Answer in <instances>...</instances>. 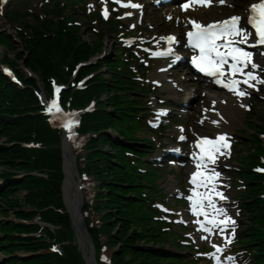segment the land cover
Instances as JSON below:
<instances>
[{"label":"snow or ice","instance_id":"6c2138e0","mask_svg":"<svg viewBox=\"0 0 264 264\" xmlns=\"http://www.w3.org/2000/svg\"><path fill=\"white\" fill-rule=\"evenodd\" d=\"M4 2H6V0H0V4ZM104 2V16L107 19L108 11L106 0H104ZM114 2L121 3V0H114ZM189 2L196 3L200 6H209L214 0H189ZM224 2L225 0H219V3ZM121 6L129 8L142 7L135 3H121ZM188 7L189 3H185L184 9L187 10ZM246 11L248 12L246 18L231 16L226 20L216 21L207 25H202L196 21H189L195 30L187 32L189 46L194 50L198 49L199 52L198 55L192 58L193 65L199 71L216 77V83H223L224 87L231 91H235L240 96L246 95L245 91L238 88L240 83L247 84L249 87H255V84L251 83L252 81L264 84V79H260L252 71L259 67L252 60V52L239 46L249 43V37L253 38L255 45L264 46V0H258V2L250 4ZM169 19H171V17H169ZM241 21H243V23H241ZM244 24L250 25L251 29L254 31H249L248 28L244 27ZM162 39H165L169 45L176 42L175 37H164ZM171 54V47H169L167 51L153 53L155 56H166ZM225 65H228L227 71L229 73L227 82L221 79L225 76ZM249 65L252 70L244 71ZM5 71L7 72L8 70L5 69ZM237 74L243 76L244 79L242 81L235 79L234 77ZM57 91L59 90L57 89ZM46 111L52 116L60 115L62 117L61 126L68 131L69 139H72V128L78 123V121L73 118L75 114H63L56 99H53L51 103L46 106ZM180 139L183 140L185 137L181 136ZM222 140H224L223 136L217 137L215 141L202 138L200 144L197 145V147L200 148L198 158L194 157V159H197V172L192 174L190 182L194 187L192 189V195L187 197V199L191 202V211L193 215L198 218L200 216L204 217L203 221L200 219L195 221L199 225L198 231L208 234L207 236H202V239H207L208 236L216 233L223 235L228 226L230 224L234 225L235 223L223 209L217 208L213 201V195L218 196L220 199H225L223 193L216 191L214 184L215 179L218 178L220 174L216 172L214 175L205 176L204 172L199 171L202 167L206 169L207 164L215 163L216 153L219 151L217 142ZM222 147L227 148L228 145L225 143ZM257 171H264V169H257ZM198 176L201 177L200 180L197 179ZM209 184L212 185L211 188H208ZM201 186L206 189L204 193L197 192L196 190ZM205 201L207 202L206 205ZM158 207L161 206L158 205ZM206 208L212 209L211 215L206 211ZM163 210L168 211L167 209ZM225 240L227 243L231 242L227 236ZM212 246L215 252L207 255L210 259L215 261V264H222L219 253L222 252L223 249L216 244ZM227 260L234 264L233 257H228Z\"/></svg>","mask_w":264,"mask_h":264},{"label":"trees","instance_id":"16d2710c","mask_svg":"<svg viewBox=\"0 0 264 264\" xmlns=\"http://www.w3.org/2000/svg\"><path fill=\"white\" fill-rule=\"evenodd\" d=\"M88 99L89 97L86 98V100ZM100 124L106 126L104 121H101ZM96 125L97 124L92 125L95 126L93 129L96 132L102 130L101 125ZM100 138H102V136H100ZM104 140L109 141L107 140V138H104ZM92 146L93 149H95L93 151V154L91 155V158L94 160V175L99 182L102 196H104L105 198V200L103 201V209L106 212V216L104 217V230L109 243L114 245H120V253H116L111 257L110 264H159L158 255L161 254L160 251L145 250L146 252H144L139 249L141 248L139 244L143 240L142 236H140L141 231L138 230L140 229L139 225L137 224L138 220L131 211L123 207L119 197V194L122 191L116 186L121 185L124 182L122 181V178L119 175L121 174V170L113 167V158L111 156L105 153H103V156L101 153L97 152V150L99 149L97 143L92 142ZM11 154V156L3 158V163L6 166H14L17 164L16 160L18 159L19 154L17 153V151H13L11 152ZM43 159H48V157L44 156ZM48 162L51 163L49 165V167L51 168H54L55 165H57L58 163L55 155L42 163L44 165ZM40 186L41 190H34L35 187L33 184H26L25 182L22 184L21 188H24L25 190L27 189L28 191L27 195H24V197L29 204H31L32 202L33 205L36 206L37 204H41L40 197H51L53 190L52 184L48 181L47 183L41 184ZM9 203L11 205H18L15 199L9 200ZM18 213L21 215V217H28V215L23 216L24 213L22 211H19ZM133 223L136 224V227L138 229L133 228L131 226V224ZM115 229H117L118 232L112 234V231H114ZM132 231L136 232L132 234ZM16 240H18V238ZM18 241H21L23 243L28 244V246H31L29 245L28 240L25 238H21V240ZM45 246V242H37L35 246L33 245V247L35 248H43ZM33 247H30L31 249H29L33 251ZM129 256L132 257V260L128 261L127 258H129ZM57 261L63 263V261L60 259H58ZM20 263L39 264L38 257L34 255L24 261H20Z\"/></svg>","mask_w":264,"mask_h":264},{"label":"rangeland","instance_id":"374dc122","mask_svg":"<svg viewBox=\"0 0 264 264\" xmlns=\"http://www.w3.org/2000/svg\"><path fill=\"white\" fill-rule=\"evenodd\" d=\"M41 1L42 0H29V4L26 5L25 7H23V9L21 10L20 13L23 14L24 16L27 15V14H32V15L37 16L39 19L44 18L45 8H44L43 5H41L42 4ZM76 1H80V0H76ZM55 2H56V0H48V2H46V3H48L47 5H51L52 6ZM10 3L13 4L14 6H18V5H22L23 4V0H11V1H9V3L7 2V4L5 6H3V12H2V14H0V18H4L6 20L8 19V11H9L8 5H10ZM51 6H48V8L50 9ZM75 11L78 12V14H82L81 12H79L78 7L75 8ZM78 14L77 15H74V16L76 17L78 23L80 24V28L82 30V34L84 36V40H86L88 42H92L94 44L96 41L99 40V38L97 36V33H96V29H94V28H96V26L88 23L84 17H79ZM22 22L23 21H17V22L10 21V24H11L12 27L14 26V28H17V27L24 28V25L22 24ZM26 22H35V17L34 16H31L29 19H26ZM98 28H100V26ZM102 31L104 32L102 34V36L105 38V40H104L105 41V45H104V56H103L102 62L105 61V63L111 64V63H114V58H115V55L111 52V46H112L111 39L113 38V36H112L111 31H109V29H106L105 28V29H102ZM102 71H103V74L106 76L105 78H110L111 77V74L107 70L106 67L103 66ZM196 101H197V99H195L194 102H196ZM252 122L253 123H256V122H261L262 123L263 122L264 123V103L260 104L257 112L255 113V116L253 117ZM246 134L247 135L249 134V132L247 130H246ZM97 144H98V146H101V149L102 150H104V151H108L109 150V148H108V146H107L106 143H104V142H97ZM180 176L181 175L178 174L179 180H182L183 178L180 177ZM87 183L89 184L87 190H85V192L87 193V195H88V193H90V190H96L97 191V187H96V185L94 184L93 181H86V184ZM83 194H85V193H83ZM71 197H72V188L69 185L68 186V201H69V198H71ZM224 207L226 208L227 206L224 205ZM103 214L104 213H101L100 212V215L101 216ZM241 221H243V220H241ZM241 224H242V222H241ZM131 226L133 228H136V224H134V223L131 224ZM139 227L142 229V224H140ZM135 232L136 231H132V234L135 233ZM113 233H116V231H112V234ZM165 246L167 247V249H169L171 251H175L176 253H178V251L175 250L172 246H170V245H165ZM117 249H118V247H115V248H113L112 246L109 247V250L111 252L110 255L116 254ZM139 249L142 250V251H144V252L148 251L147 245H145L143 248H139ZM118 253H120V251ZM184 253L186 255H188L187 252H184ZM187 257H189V256H187ZM127 260L128 261L129 260H132V257L129 256V258H127Z\"/></svg>","mask_w":264,"mask_h":264},{"label":"bare ground","instance_id":"6f19581e","mask_svg":"<svg viewBox=\"0 0 264 264\" xmlns=\"http://www.w3.org/2000/svg\"><path fill=\"white\" fill-rule=\"evenodd\" d=\"M202 13H203V10L201 9V10H198V11L194 12L193 14H195L197 16H201ZM0 26L5 27L4 24H0ZM153 77H154L155 80H160V79H167L168 80V74L166 72H163V71L159 72L158 74H156V73L153 74ZM164 87L167 90H170V91L171 90H173V91L175 90V87L172 84H169V85L164 84ZM192 94H193L192 92H188L189 96L192 95ZM177 95L181 96V95H184V93L183 94H177ZM206 95H207V98L211 100V102L216 103V101H217L216 93L211 94V93L207 92ZM227 107L228 106H226V108ZM69 144H70L69 142L68 143L65 142V141L62 142V149H63L64 159H65V172H66V174H67L66 164H67V161H68V157L70 158V156L72 154L71 153L72 149H71V146ZM66 181H67V179H65V181H64V186L66 185ZM73 195H74V192H73ZM78 224H79V221H78ZM84 240H85V238H83L82 236H80L78 238V241H79V244H80V248H81L82 252L84 253L85 258H87V255L85 254L86 249H85V245H84ZM107 253L110 255V253L108 251H107ZM87 264H89V263H87Z\"/></svg>","mask_w":264,"mask_h":264}]
</instances>
